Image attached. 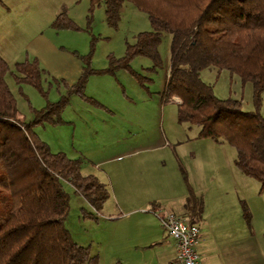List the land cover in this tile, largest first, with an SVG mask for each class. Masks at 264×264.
<instances>
[{
    "label": "trees",
    "instance_id": "trees-1",
    "mask_svg": "<svg viewBox=\"0 0 264 264\" xmlns=\"http://www.w3.org/2000/svg\"><path fill=\"white\" fill-rule=\"evenodd\" d=\"M89 1V21L94 9L104 4L108 22L117 25L125 0ZM130 1L147 12L152 30L128 43L123 56L111 55L103 69L92 67V45L90 54L81 56L85 65L78 80L69 83L55 79L65 92L41 109L31 106L35 117L29 122L20 117L18 100L6 80L10 65L0 54V264H101L100 256L92 254L89 246L76 243L65 227L70 196L64 182L96 210L103 207L110 189L96 175L82 173V160L63 151L54 152L36 127L64 122L62 113L74 95L105 108L86 92L93 74H115L125 69L145 85L131 62L143 55L153 61V71L162 68L159 47L165 30L172 34V61L162 100L180 98L178 121L198 125L200 138L235 147L236 166L264 189V0ZM52 26L57 30L80 29L66 12L60 13ZM75 54L79 55L77 51ZM210 67L228 70L244 83L252 82L255 109L245 111L242 100L218 97L214 86L201 76ZM15 68L17 84H30L48 99L44 69L37 58L19 61ZM183 177L188 191V222L196 224L203 218L204 201L185 170Z\"/></svg>",
    "mask_w": 264,
    "mask_h": 264
},
{
    "label": "rangeland",
    "instance_id": "rangeland-1",
    "mask_svg": "<svg viewBox=\"0 0 264 264\" xmlns=\"http://www.w3.org/2000/svg\"><path fill=\"white\" fill-rule=\"evenodd\" d=\"M2 1H0V51L10 65L6 80L18 100L20 117L27 122L35 117L31 106L41 109L48 101H58L65 92L64 87L58 88L55 79H66L69 83L77 81L85 65L81 56L90 54L92 45H94L92 67L103 69L109 65L111 55L123 56L128 43H135L140 33L152 30L147 12L140 10L130 0L124 1L117 25L108 22L104 4L94 9L93 19L89 21L88 16L91 15L89 0ZM62 12H66L80 29L54 28L52 24ZM171 42V32L162 31L159 49L163 67L157 71L151 69L153 61L147 56L138 55L131 62L132 68L144 77L145 85L125 69L118 70L115 74L91 75L87 94L107 105L113 113L74 95L62 113L64 122L58 124L46 122L36 127V131L54 152L63 151L71 158L82 160V173L94 174L99 169H105L113 179L114 183L110 179L104 180L103 177H99L110 189V195L100 210H96L70 183L64 182V188L70 196V210L65 219V227L76 243L89 246L92 254L100 256L101 264H133L134 258L140 255L135 250L137 241L132 238L140 229L143 209L129 212L142 202L141 193L133 190L131 184L138 178L137 159L140 158L129 157L119 164H97V160L101 159L100 149L104 148L107 142L103 140V136L93 134L83 123L121 121L126 128L125 131L130 129L133 131L127 137V144L139 142L145 135H153L154 143L161 144L166 135L171 142L169 146L155 151H145L141 156L145 157L148 163V166L144 165L146 167L144 170L149 167L157 172H163L165 177H170L175 185L174 189H183L186 192L180 167L186 168L185 164H189L190 159L179 160L177 154H182L185 149L176 147L171 140L184 136L194 139L200 127L188 122H179L178 102L162 100V91L171 68ZM76 51L80 56L75 54ZM34 52L40 57H35ZM34 58L39 60L41 68L44 69L43 85L49 90L48 99L32 85L17 84L15 81V64ZM201 76L214 86L218 97L242 100L245 111L255 109L252 82L244 83L238 75H232L228 70L219 71L215 67L203 70ZM261 113L264 115V92ZM124 121H138L141 127L136 129ZM224 145L227 149V153L224 152L225 157L226 159L228 157L229 165L234 167L232 157L234 159L237 157V150L228 143ZM119 169L122 185L117 184L116 170ZM209 172L212 173L209 175L210 178H217L218 174L215 171ZM249 179L252 186L261 184L255 178ZM203 180L202 178L201 182ZM116 195L123 205L118 204ZM262 204L264 199L259 200L256 195H251V207H248L251 212L250 222L252 231H256L257 236L252 232L248 250L246 249L244 253L248 264H264V258L257 248L258 242L264 246ZM152 215L157 219L154 214ZM149 253V250L145 252L147 257Z\"/></svg>",
    "mask_w": 264,
    "mask_h": 264
},
{
    "label": "crops",
    "instance_id": "crops-1",
    "mask_svg": "<svg viewBox=\"0 0 264 264\" xmlns=\"http://www.w3.org/2000/svg\"><path fill=\"white\" fill-rule=\"evenodd\" d=\"M50 45H52L51 42ZM0 54L6 58L1 51ZM34 55L40 57L37 53ZM174 101L180 103L181 99L176 97ZM104 106L105 108L102 109L113 113V110L107 105L104 104ZM124 122L136 129L141 127L138 121ZM83 124L96 136H103V140L107 142V145L100 149L99 156L101 159L97 160V164H119L120 161L129 157L137 156L140 158L137 159L138 178L131 184L133 190L141 193L142 202L137 208L129 210L132 213L140 208L143 209V213H141L143 214L142 223L139 224L140 229L137 235L131 237L137 241L135 250L140 253L134 258L133 264H168L175 260L177 258L175 241L169 236L156 213L164 214L166 211H172L189 221L186 208L187 187L185 184L186 192L183 189H174L175 185L171 182L170 177H165L163 172H157L155 169H149V167L144 170L148 163L145 157H141L145 151H155L169 146L171 142L167 136L164 135L161 144L154 143L153 135H145L139 142L127 144V137L133 131L131 129L125 131L126 128L121 121H87ZM171 141L176 147L185 149L182 154L178 153L177 157L181 161L182 158H189L190 162L185 164L186 168L181 166L180 172L182 175L183 170L187 172L194 191L204 201L203 218L196 223L200 227L198 252L201 264H248L244 253L246 249L248 250L253 232L250 222L251 212L248 207H251L252 194L256 195L259 200L264 199V189H262L261 184L256 183L257 185L252 186L250 177L236 166V158L232 157L234 167L229 165V159L225 157V153H227L225 143L200 138L199 132L194 139L184 136ZM209 171H215L218 174L217 178H210L209 175L212 173ZM116 173L117 184L122 185L120 169L116 170ZM93 175L98 178L103 177L104 180L110 179L113 182L111 175L105 169H99ZM202 178L204 179L203 182H201ZM116 198L118 204L123 205L117 195ZM262 211L264 212V204H262ZM253 235L257 236V232L254 231ZM257 248L264 258V246L258 242ZM147 250L150 252L148 257L145 254Z\"/></svg>",
    "mask_w": 264,
    "mask_h": 264
},
{
    "label": "built area",
    "instance_id": "built-area-1",
    "mask_svg": "<svg viewBox=\"0 0 264 264\" xmlns=\"http://www.w3.org/2000/svg\"><path fill=\"white\" fill-rule=\"evenodd\" d=\"M156 215L177 247V258L168 264H201L198 252L200 227L172 211L157 212Z\"/></svg>",
    "mask_w": 264,
    "mask_h": 264
}]
</instances>
